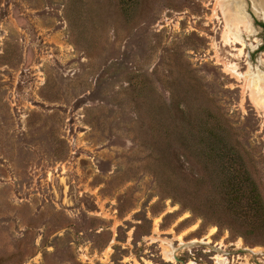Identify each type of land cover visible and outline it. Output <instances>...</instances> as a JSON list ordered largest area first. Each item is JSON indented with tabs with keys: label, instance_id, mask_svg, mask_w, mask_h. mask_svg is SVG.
Segmentation results:
<instances>
[{
	"label": "rangeland",
	"instance_id": "1",
	"mask_svg": "<svg viewBox=\"0 0 264 264\" xmlns=\"http://www.w3.org/2000/svg\"><path fill=\"white\" fill-rule=\"evenodd\" d=\"M260 24L253 0H0V264H264L179 133L208 120L264 192Z\"/></svg>",
	"mask_w": 264,
	"mask_h": 264
},
{
	"label": "trees",
	"instance_id": "2",
	"mask_svg": "<svg viewBox=\"0 0 264 264\" xmlns=\"http://www.w3.org/2000/svg\"><path fill=\"white\" fill-rule=\"evenodd\" d=\"M130 1V0H129ZM264 28V24H260ZM264 50V46L261 48ZM189 114L182 110L183 120ZM182 120V121H183ZM179 133L184 139V148L189 157L195 158L196 164L201 167V177L197 183L203 184L211 181L210 164L218 157L222 164L224 177L222 178V197L225 203L222 211L229 214V218L240 227L248 229L246 236H255L254 244H264V192L260 180L254 178L248 171H237L236 163L243 159L241 152L235 148L226 151V148L213 143L216 138V130L208 126V120L200 125L192 124L191 129L185 126L179 128ZM178 129V130H179ZM226 129H223L224 132ZM247 153V151H246ZM187 183L190 181L186 176ZM200 199V196L195 198ZM202 201V200H201ZM214 201V200H213ZM204 203H211L210 199Z\"/></svg>",
	"mask_w": 264,
	"mask_h": 264
},
{
	"label": "bare ground",
	"instance_id": "3",
	"mask_svg": "<svg viewBox=\"0 0 264 264\" xmlns=\"http://www.w3.org/2000/svg\"><path fill=\"white\" fill-rule=\"evenodd\" d=\"M253 5H254V10L257 13V16L261 17V19L264 20V0H253ZM232 11H235L234 6L232 7ZM239 13L240 14L236 15L237 16L236 21L242 20V18H243L242 15L244 16L241 7L239 9ZM241 13H242V15H241ZM238 24H241V23L236 22V25H238ZM259 105L262 106L263 110H264V99L259 100ZM166 256L169 259H171L173 257L172 251L166 252ZM221 262L223 264L224 261H221Z\"/></svg>",
	"mask_w": 264,
	"mask_h": 264
},
{
	"label": "water",
	"instance_id": "4",
	"mask_svg": "<svg viewBox=\"0 0 264 264\" xmlns=\"http://www.w3.org/2000/svg\"><path fill=\"white\" fill-rule=\"evenodd\" d=\"M263 22H264V20H263ZM207 245H208V244H207ZM175 259L178 260L176 255H175ZM178 261H179V260H178Z\"/></svg>",
	"mask_w": 264,
	"mask_h": 264
}]
</instances>
